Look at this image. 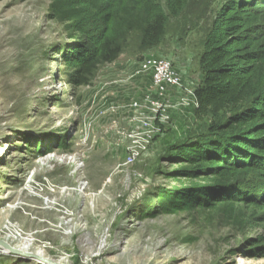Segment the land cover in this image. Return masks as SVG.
<instances>
[{"label": "rangeland", "instance_id": "obj_1", "mask_svg": "<svg viewBox=\"0 0 264 264\" xmlns=\"http://www.w3.org/2000/svg\"><path fill=\"white\" fill-rule=\"evenodd\" d=\"M226 2L190 0L159 48L142 54L130 40L90 86L73 89L64 55L75 41L50 18L51 1L0 0V240L19 248L32 239L30 250L65 264H264L252 243L264 238V210L241 206L257 226L239 227L207 202L228 192L176 173L190 168L176 149L207 135L187 92L200 83L205 34ZM150 54L172 61L187 92L183 101L170 93L169 122L146 142L127 134L133 94L124 79ZM240 190L264 194L254 178ZM9 257L18 259L0 249V264Z\"/></svg>", "mask_w": 264, "mask_h": 264}, {"label": "trees", "instance_id": "obj_2", "mask_svg": "<svg viewBox=\"0 0 264 264\" xmlns=\"http://www.w3.org/2000/svg\"><path fill=\"white\" fill-rule=\"evenodd\" d=\"M50 1V18L66 25L69 38L75 41L64 55L68 84L73 89L90 86L101 68L122 56L130 40L137 42L142 54L159 48L167 37L170 20L180 19L190 2ZM255 4L258 6L252 8ZM199 67L201 80L194 89L198 107L192 106V111L198 123L207 125V135L176 149L174 157L190 167L176 173L211 178L210 191H225L232 197L213 200L208 193L212 198L207 199L209 206L239 227L253 228L257 226L254 215L246 218L241 206L264 210V194L243 196L240 187L254 178L264 191V0L221 4L205 34ZM192 193L180 202H186ZM252 243L255 253L264 251L263 237ZM10 259L12 264L25 263Z\"/></svg>", "mask_w": 264, "mask_h": 264}, {"label": "built area", "instance_id": "obj_3", "mask_svg": "<svg viewBox=\"0 0 264 264\" xmlns=\"http://www.w3.org/2000/svg\"><path fill=\"white\" fill-rule=\"evenodd\" d=\"M129 71L128 81L125 79L124 81L130 85L129 93L133 94V127L127 134L137 139L145 137L143 139L146 142L148 139L153 141L160 133V126L167 125L169 122L170 116L167 111L169 107L166 106V102L170 99L171 91L182 94V75L171 60L151 54ZM142 76H146L143 82L149 79L150 83L143 86ZM185 92L187 91H184L186 97ZM187 93L193 98L191 106L198 107L194 90ZM185 97L181 98L182 101ZM129 128L130 126L127 129ZM132 149L138 151L139 147L134 144ZM144 149L143 147L141 151ZM148 149L149 145L146 150ZM137 151H133L135 154L130 156L128 163L133 164L137 161V153H139Z\"/></svg>", "mask_w": 264, "mask_h": 264}, {"label": "water", "instance_id": "obj_4", "mask_svg": "<svg viewBox=\"0 0 264 264\" xmlns=\"http://www.w3.org/2000/svg\"><path fill=\"white\" fill-rule=\"evenodd\" d=\"M0 249L4 251H8L10 256L27 260L29 262H34V264H65L60 260H55L50 257H46L40 254H33V253H23L21 250L16 249L9 245L7 242L0 240Z\"/></svg>", "mask_w": 264, "mask_h": 264}, {"label": "bare ground", "instance_id": "obj_5", "mask_svg": "<svg viewBox=\"0 0 264 264\" xmlns=\"http://www.w3.org/2000/svg\"><path fill=\"white\" fill-rule=\"evenodd\" d=\"M52 158H55V157H53V156H50L46 161H49V160H51ZM46 161H43V163L44 162H46ZM81 191H82V187H81ZM83 192V191H82ZM17 236V237H16ZM18 237H20V235H19V233H16V235H15V238L16 239H18ZM21 241V240H20ZM6 242V241H5ZM25 244L24 245H22V247H15L16 249H19V250H21V252H23V253H33V254H40V255H43V253L41 252V251H39V252H35V251H32V250H30V248L32 247V244H33V240L31 239L30 241H26L25 239H24V241H23ZM8 243V242H7ZM2 251V253L4 254V255H6V256H10V255H8L9 254V252L8 251H4V250H1ZM43 256H45V255H43Z\"/></svg>", "mask_w": 264, "mask_h": 264}, {"label": "crops", "instance_id": "obj_6", "mask_svg": "<svg viewBox=\"0 0 264 264\" xmlns=\"http://www.w3.org/2000/svg\"><path fill=\"white\" fill-rule=\"evenodd\" d=\"M185 74V73H184ZM186 82V81H185ZM191 86H192V84H194L195 83V81L192 79V80H190L189 82H188ZM142 87V86H141ZM173 94V95H172ZM176 94V95H175ZM171 95H172V97H171ZM171 95H170V97H171V100H174V99H177V98H183L184 97V95L183 94H181V95H179L178 94V92H174V91H171ZM30 241V240H29Z\"/></svg>", "mask_w": 264, "mask_h": 264}]
</instances>
